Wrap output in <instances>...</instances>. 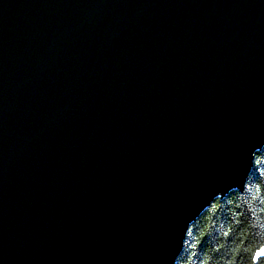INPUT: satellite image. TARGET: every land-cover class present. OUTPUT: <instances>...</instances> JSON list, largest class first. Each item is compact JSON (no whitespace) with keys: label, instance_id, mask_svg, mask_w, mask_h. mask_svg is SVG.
<instances>
[{"label":"water","instance_id":"1","mask_svg":"<svg viewBox=\"0 0 264 264\" xmlns=\"http://www.w3.org/2000/svg\"><path fill=\"white\" fill-rule=\"evenodd\" d=\"M264 147V0H0V264H176Z\"/></svg>","mask_w":264,"mask_h":264},{"label":"trees","instance_id":"2","mask_svg":"<svg viewBox=\"0 0 264 264\" xmlns=\"http://www.w3.org/2000/svg\"><path fill=\"white\" fill-rule=\"evenodd\" d=\"M176 264H264V147L244 189L217 198L192 223Z\"/></svg>","mask_w":264,"mask_h":264}]
</instances>
